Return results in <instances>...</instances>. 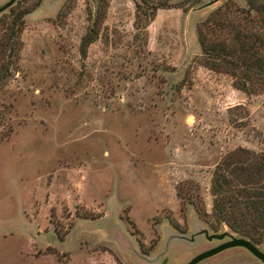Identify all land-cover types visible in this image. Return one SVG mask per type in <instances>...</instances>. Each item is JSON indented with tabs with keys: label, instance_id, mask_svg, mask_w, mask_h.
Segmentation results:
<instances>
[{
	"label": "rangeland",
	"instance_id": "rangeland-1",
	"mask_svg": "<svg viewBox=\"0 0 264 264\" xmlns=\"http://www.w3.org/2000/svg\"><path fill=\"white\" fill-rule=\"evenodd\" d=\"M142 1L19 0L23 46L0 88V264H186L219 243L191 240L199 229L239 237L200 215L215 165L264 147V94L195 62L198 25L227 0ZM197 264L264 263L233 247Z\"/></svg>",
	"mask_w": 264,
	"mask_h": 264
},
{
	"label": "trees",
	"instance_id": "trees-1",
	"mask_svg": "<svg viewBox=\"0 0 264 264\" xmlns=\"http://www.w3.org/2000/svg\"><path fill=\"white\" fill-rule=\"evenodd\" d=\"M243 1L245 6L234 0L225 1L198 25L201 54L195 62L229 77L231 86L249 97L264 94V0ZM159 7L154 4L150 13L154 14ZM29 12L17 0L0 13V88L15 75L23 46L25 16ZM90 22L79 46L82 58L86 57L89 45L99 38L98 24L102 23V16L97 13ZM177 188L182 193L183 188ZM192 190L188 186L187 193ZM210 195L211 213L201 208L200 215L211 218L212 230L217 231V224L224 223L239 237L261 243L264 238V147L259 151L245 147L229 151L215 165ZM185 198L191 203V194Z\"/></svg>",
	"mask_w": 264,
	"mask_h": 264
},
{
	"label": "water",
	"instance_id": "water-1",
	"mask_svg": "<svg viewBox=\"0 0 264 264\" xmlns=\"http://www.w3.org/2000/svg\"><path fill=\"white\" fill-rule=\"evenodd\" d=\"M16 1L17 0H9L5 4L0 6V13L9 9L12 5L15 4ZM216 2H218V0H208L205 4L193 10L196 11L203 9L205 7L215 4ZM195 235H204L208 241L223 240L226 236L229 237V240L215 247H212L206 251L200 252L199 254L191 258L186 264H197L198 262L206 258L214 256L222 252L223 250L233 247H243L247 249L255 258H257L260 262L264 263V252L256 244H254L251 240L247 238L234 236L233 234L227 231L221 233H217V232L209 233V231L206 228L199 229L195 234H193L190 237V239L192 240ZM187 239L189 240V238Z\"/></svg>",
	"mask_w": 264,
	"mask_h": 264
},
{
	"label": "flooded vegetation",
	"instance_id": "flooded-vegetation-1",
	"mask_svg": "<svg viewBox=\"0 0 264 264\" xmlns=\"http://www.w3.org/2000/svg\"><path fill=\"white\" fill-rule=\"evenodd\" d=\"M229 240V237L228 236H226L223 240H217L219 243L217 244V245H219V244H221V243H223V242H226V241H228ZM216 245V246H217ZM215 247V246H214ZM238 248H242V249H244L246 252H248L249 254H251L247 249H245V248H243V247H238Z\"/></svg>",
	"mask_w": 264,
	"mask_h": 264
}]
</instances>
